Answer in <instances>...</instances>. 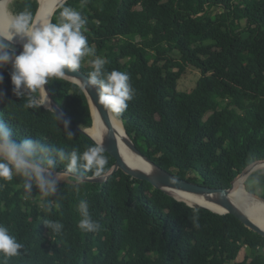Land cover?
Masks as SVG:
<instances>
[{
	"label": "trees",
	"instance_id": "obj_1",
	"mask_svg": "<svg viewBox=\"0 0 264 264\" xmlns=\"http://www.w3.org/2000/svg\"><path fill=\"white\" fill-rule=\"evenodd\" d=\"M64 6L87 18L84 35L106 70L128 74L135 95L116 117L145 156L180 178L220 188L264 160V0H88L84 7L66 0L52 22ZM9 8L14 15L30 12L33 21L36 15L37 24L45 15L38 0H13ZM82 62L88 73L90 63ZM188 66L200 76L193 88L180 90ZM11 71V64L0 70L6 93L0 119L16 139L39 138L81 153L97 144L71 124L70 138L54 111L25 108L12 93ZM48 85L75 124L92 126L79 84L64 78ZM103 154L112 169L115 158ZM0 184V224L24 245L8 264H264V236L235 215L189 207L121 169L104 182L85 181L78 194L71 181H61V198L47 213L35 186L25 199L22 178ZM244 185L264 197V171L254 170ZM80 200L88 202L99 231L79 229ZM43 219L63 223L62 235L50 233ZM239 237L250 250L242 261Z\"/></svg>",
	"mask_w": 264,
	"mask_h": 264
},
{
	"label": "clouds",
	"instance_id": "obj_2",
	"mask_svg": "<svg viewBox=\"0 0 264 264\" xmlns=\"http://www.w3.org/2000/svg\"><path fill=\"white\" fill-rule=\"evenodd\" d=\"M87 3L88 0H81V7ZM87 23V18L81 12L64 6L55 23L50 20L33 23L32 14L22 11L11 18L5 31H0V70L11 64L13 95L25 101V108L44 107L54 111L70 138L73 137L69 130L70 122L53 109L45 88L52 81H60L70 76L65 69L76 72L81 68L85 57H95L89 61L91 70L87 73L86 81L72 77L82 90L96 89L98 103L117 117L127 110L128 101L135 95L127 73L115 69L107 71L105 59L96 57L95 49L89 46L84 35ZM17 37L23 42V50L19 55L5 42H15ZM3 83L4 76L0 74V85ZM5 98V91L0 88V102ZM103 153L104 148L99 144L89 146L81 153L77 149L68 151L53 144L49 145L39 138L18 140L14 137L13 127L0 119V180L11 181L14 176L22 178L25 199L32 196L35 186L40 197V207L46 213L61 198L57 195L58 185L65 181V175L72 177L70 187L77 194L89 173L101 181L108 178L111 169L106 168L108 160ZM61 164L65 171L54 174V170ZM0 188H3V184H0ZM54 196L56 199H52ZM77 210L81 217L78 222L81 231L100 230L101 225L92 219L86 200H80ZM193 211L196 209L193 208ZM42 223L50 233L62 235L64 224L60 221L43 219ZM23 248L24 245L10 234L9 228L0 224V264H8L12 257L21 255L20 250Z\"/></svg>",
	"mask_w": 264,
	"mask_h": 264
},
{
	"label": "water",
	"instance_id": "obj_3",
	"mask_svg": "<svg viewBox=\"0 0 264 264\" xmlns=\"http://www.w3.org/2000/svg\"><path fill=\"white\" fill-rule=\"evenodd\" d=\"M66 1V0H65ZM63 1L58 5L56 10L65 2ZM39 2V0H38ZM38 10V9H37ZM55 10V11H56ZM55 13V12H54ZM37 14V13H36ZM53 17V16H52ZM36 18V15H35ZM34 18V21H35ZM33 21V23H34ZM52 22V18H51ZM1 31V30H0ZM10 44V47L14 48L16 52L21 53L23 50V42L15 40V42H7ZM66 74L70 75L67 76L66 79H69L73 82H76L79 84L74 77L75 76L81 80H87V72L82 70L81 68L78 69L76 72H68L67 69H65ZM80 85V84H79ZM46 90L49 93V98L52 103V107L56 112L60 115L63 114V117L67 119L70 124L79 132H81L84 135L89 136L94 142L101 145L104 150H106L108 153H110L115 158V164L111 169V172L108 176V178L114 174L117 170L121 169L126 174L131 175L133 178L141 179V180H147L150 183L154 185L157 189H162L165 192L173 195L168 189H177V190H184L192 193H200L205 194L209 198L212 197L216 204L225 209L224 212H220L214 208H211L209 206L203 205V204H190L187 201L189 205L193 207H201L210 209L216 213L219 214H227L231 213L235 215L238 219H240L249 229L261 234L264 236V223L257 222L251 214L244 210L236 200L233 199V196L231 195L233 193V185L236 179L232 182L231 186L228 188H220V187H210L203 184L195 183L192 181H189L187 179L180 178L176 174L162 168L161 166L157 165L155 162H153L151 159H149L147 156H145L134 144L133 140L130 138L129 134L126 132L127 137L125 139V143L127 144L130 151L137 156L141 157L143 161L148 163L151 167V171L147 172L145 171L142 166L137 164H132L125 159L121 147H120V137H121V131L119 130L118 125L115 124L114 120L112 119V115L107 112L106 109L103 108L102 105L98 103V95L96 89H89L88 91H85L92 111V117H93V124L89 128H81L77 124L73 122V120L66 114V112L57 104V102L53 99L51 95V91L49 88V85L46 84ZM105 130L103 129V127ZM92 133H95L97 136V139L92 135ZM258 161H255L252 165H250L247 169H245L240 175H246L248 177L256 168H254V165ZM54 170V173L58 172H64ZM239 175V176H240ZM107 178V179H108ZM106 179V180H107ZM104 180V181H106ZM85 181H92V182H104L99 180L98 178L94 177H88ZM246 188V186H245ZM247 190V188H246ZM247 192L255 197H258L260 200L264 201V197L259 196L257 194L251 193L247 190ZM174 196V195H173ZM176 197V196H174ZM177 198V197H176ZM179 199V198H177ZM181 200V199H179ZM184 201V200H182Z\"/></svg>",
	"mask_w": 264,
	"mask_h": 264
},
{
	"label": "bare ground",
	"instance_id": "obj_4",
	"mask_svg": "<svg viewBox=\"0 0 264 264\" xmlns=\"http://www.w3.org/2000/svg\"><path fill=\"white\" fill-rule=\"evenodd\" d=\"M39 1L43 8V14L45 11L44 18L42 15V18H43L42 23H43V22H48L49 20L51 21L53 12H55L56 8L58 7L57 5H59L65 0H39ZM10 3H11V0H0V30L1 31H5L7 29L11 21V18H12V17L10 18V8H9ZM39 18H38V21H39ZM16 40L20 41L19 37H17ZM16 54L19 55L20 53L16 52ZM112 119L114 120L115 124L118 125L119 130L121 131L120 147H121V150H122V153L125 159H127V161L132 164H137V165L142 166V168L145 171L150 172L151 171L150 165L146 163L145 161H143L141 157L132 153L130 149L128 148L127 144L125 143L127 134H126V129H125L123 122L119 118H117L115 115H112ZM103 129L105 130L104 127ZM92 135L95 137V139H97V136L95 133H92ZM254 168L264 169V160L258 161L254 165ZM246 178H247L246 175H240L237 177L236 181L234 182L233 193L231 195L233 196V199L236 200L237 203L244 210L248 211L257 222L264 223V201L260 200L258 197H255L247 192L245 185H244ZM168 190L177 198L187 201L190 204H195V205L203 204L211 208H214L220 212L225 211V209H223L222 207L216 204L215 200L212 197L209 198L205 194L192 193V192H188L184 190H177V189H168Z\"/></svg>",
	"mask_w": 264,
	"mask_h": 264
},
{
	"label": "rangeland",
	"instance_id": "obj_5",
	"mask_svg": "<svg viewBox=\"0 0 264 264\" xmlns=\"http://www.w3.org/2000/svg\"><path fill=\"white\" fill-rule=\"evenodd\" d=\"M11 1H13V0H11ZM13 16H14V14L10 10V18ZM42 21L40 23H42ZM82 64L87 66V65H89V61H84V62H82ZM199 76H200V72L197 69H195L192 66H188L187 71H186V75H184L183 78L179 82V89L185 90V91L190 90L191 88H193L195 86ZM258 169H260V168H258ZM262 170L264 171V169H262ZM190 176L194 177V174H190ZM64 180L65 181H71V176L65 175ZM235 244H236V246L239 247V250H240L239 255L237 257L238 261H242L250 255V250L243 243L242 237H239ZM248 259L250 260V257Z\"/></svg>",
	"mask_w": 264,
	"mask_h": 264
}]
</instances>
